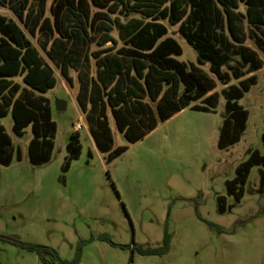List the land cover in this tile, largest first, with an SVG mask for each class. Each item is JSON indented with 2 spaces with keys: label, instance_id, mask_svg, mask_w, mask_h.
<instances>
[{
  "label": "rangeland",
  "instance_id": "obj_1",
  "mask_svg": "<svg viewBox=\"0 0 264 264\" xmlns=\"http://www.w3.org/2000/svg\"><path fill=\"white\" fill-rule=\"evenodd\" d=\"M239 8L245 11L246 5L239 3ZM0 11L17 20L11 10L0 6ZM169 27L183 47L178 58L217 79L209 63H198L197 50L179 25ZM245 34V44L258 51L263 67L255 71L257 83L240 100L250 111L247 128L240 141L225 148L218 145L226 114L221 91L239 79L228 84L217 79L215 90L221 95L214 110L188 106L134 143L111 115L115 144L110 152L127 146L111 158L96 145L77 102V71L71 70V83L49 60L58 80L46 92L58 125L50 161H30L32 124L19 136L11 109L1 120L15 154L10 165L0 162V264H64L35 244L53 248L63 260L79 256L75 264H264V165L252 168L240 200L228 193L226 184L255 149L264 153V50L255 38L258 34L264 39V25L245 18ZM30 37L42 50L38 37ZM231 64L241 67L243 77L250 75L240 57L234 56ZM17 80L22 82L21 77ZM59 101L65 109L58 108ZM79 122L84 124L79 130L82 152L64 171L67 145ZM221 196L225 211L220 209ZM166 233L171 234L168 252L140 251V246H162Z\"/></svg>",
  "mask_w": 264,
  "mask_h": 264
},
{
  "label": "trees",
  "instance_id": "obj_2",
  "mask_svg": "<svg viewBox=\"0 0 264 264\" xmlns=\"http://www.w3.org/2000/svg\"><path fill=\"white\" fill-rule=\"evenodd\" d=\"M239 3L246 5L245 11ZM0 6L17 17L12 19L0 11L2 164L10 165L15 154L12 137L1 121L10 109L17 135L22 136L25 127L32 124L30 161L42 164L52 158L58 125L46 92L58 80L49 60L71 83V70L77 71V102L103 152H110L115 144L111 115L127 141L137 142L188 106L214 110L221 95L215 90L217 79L223 84L239 79L221 91L226 114L218 145L225 148L242 138L250 111L240 100L257 83L255 71L263 67L258 51L245 44V18L253 25H264V0H52L50 4L49 0H0ZM169 25H179V32L197 50L198 63H209L217 79L198 64L178 58L183 47L169 34ZM28 33L38 37L42 50ZM255 38L264 50V39L258 34ZM234 56L240 57L249 76L243 77L241 67L231 64ZM67 148L64 171L81 155L79 130ZM126 148L118 147L109 156ZM17 153L21 158L20 149ZM255 165H264V153L259 149L237 167L233 179L226 181L228 193L237 200L242 198ZM262 184L263 189L264 173ZM220 209L225 211L223 196ZM32 246L52 253L64 264L80 261L79 256L72 261L60 259L45 245ZM139 248L145 254L166 253L171 248V234H165L160 247Z\"/></svg>",
  "mask_w": 264,
  "mask_h": 264
},
{
  "label": "water",
  "instance_id": "obj_3",
  "mask_svg": "<svg viewBox=\"0 0 264 264\" xmlns=\"http://www.w3.org/2000/svg\"><path fill=\"white\" fill-rule=\"evenodd\" d=\"M58 108L59 109H65L66 108V104L64 102H62V101H59Z\"/></svg>",
  "mask_w": 264,
  "mask_h": 264
},
{
  "label": "built area",
  "instance_id": "obj_4",
  "mask_svg": "<svg viewBox=\"0 0 264 264\" xmlns=\"http://www.w3.org/2000/svg\"><path fill=\"white\" fill-rule=\"evenodd\" d=\"M84 127V124L82 122H79L77 125H76V128L77 130H80Z\"/></svg>",
  "mask_w": 264,
  "mask_h": 264
}]
</instances>
